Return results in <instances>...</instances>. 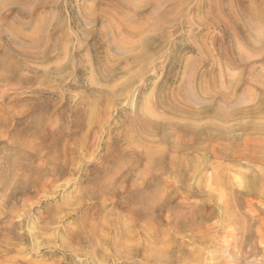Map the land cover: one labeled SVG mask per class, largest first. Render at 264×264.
<instances>
[{"label": "rangeland", "instance_id": "374dc122", "mask_svg": "<svg viewBox=\"0 0 264 264\" xmlns=\"http://www.w3.org/2000/svg\"><path fill=\"white\" fill-rule=\"evenodd\" d=\"M11 1L0 0L4 18L10 14L14 17L18 10ZM42 1L31 0L25 12L30 8L28 12L32 13ZM125 2L128 5H123V12L107 0H49L45 10L37 11L36 7L34 12H51L47 41L29 50L32 58L23 62L25 67L17 70L20 74L12 68L11 73L0 69L4 78H0V264H157L149 259L154 254L161 255L160 264H264V0ZM248 10L255 15L253 21L241 17ZM232 13L239 14V19ZM26 18L23 20L29 21ZM4 23L2 20L0 26L6 30ZM40 24L20 33L31 34ZM58 25L63 29L58 31L56 43L55 38H49ZM44 27L43 36L47 26ZM106 32V38L112 41L103 44L101 37L107 36ZM4 37L5 42L11 33L6 32ZM145 39L151 45L147 46ZM142 40L150 51L145 48L141 52ZM51 43L55 45L48 53ZM98 44H103V48ZM120 45L127 50L122 51ZM4 50L2 46L0 59ZM146 50L154 56H146ZM46 56L50 58L44 61ZM130 56L139 57L142 67ZM101 57L108 58L109 63ZM57 63L61 70L58 75L52 69L58 67ZM102 67L105 76L99 75ZM126 70H132L134 76L130 77ZM134 70L138 71L137 78ZM88 78L94 80L90 82ZM95 80L103 91L106 87L113 102L107 99L101 103L97 98L93 101L91 91L101 90ZM118 82L121 83L115 86ZM120 85H125L126 94L124 88L120 93ZM118 92L123 96L119 97ZM183 93L190 96L185 95L189 101L182 100ZM222 93L225 102L220 98ZM192 99L195 102L190 108L194 115L207 108L226 113L241 111L243 115L220 123L212 118V113L188 119L179 112L176 118L177 114L166 111L163 115L166 109L155 107L162 100H175L173 104L186 109ZM181 100L187 101L185 105ZM148 103L155 104V108L152 105L148 109ZM89 106H95L93 111H89ZM137 112L147 114V118H154L162 126L161 122L170 120L172 126L168 123L165 133L168 131L167 137L174 134L173 138L167 142L155 131L150 142L128 145L132 134L127 130ZM95 113L100 114L99 118ZM130 115H135L134 120ZM188 120L199 131L213 122L232 130L225 138L209 140L206 135L196 137L176 128H183L186 122L184 128H188ZM237 124L244 129H237ZM50 156L56 158L55 165L48 164ZM159 161L161 164L157 165ZM27 173L32 177L28 178ZM40 185L44 190L37 191ZM142 209L150 212H146L150 220H146ZM53 210L56 213L50 218ZM81 227H85L86 236L100 243L95 246L97 250L101 248L96 258L87 253L91 249L86 245H67V237ZM123 230L129 231L125 232L127 235Z\"/></svg>", "mask_w": 264, "mask_h": 264}, {"label": "bare ground", "instance_id": "6f19581e", "mask_svg": "<svg viewBox=\"0 0 264 264\" xmlns=\"http://www.w3.org/2000/svg\"><path fill=\"white\" fill-rule=\"evenodd\" d=\"M2 1V0H1ZM11 1V0H10ZM31 0H14V2H12V3H15V4H17L18 5V10H17V12L15 13V16L14 17H11V14L8 16V17H3L2 16V14H1V8H2V4H0V22L2 21V20H4L5 21V23L3 24V27H6V30L5 29H3L2 28V25L0 26V48L2 47V46H5V50L3 51V56H1V59H0V69H3V71L5 70V71H8V73H11V68L13 69V72H15V74L16 73H19L20 74V72H17V70L18 69H21L22 67H25L24 66V64H23V62L24 61H26L28 58H32V57H30V55L28 54L29 53V50L30 49H37L41 44H42V41L44 40V42H46L47 40H46V33H47V30H49V25L47 24L48 22L49 23H51V21H49V19H52L51 18V12L50 13H39V14H35L34 15V12H35V10H36V7L38 8L37 9V11L38 10H45L46 8H47V6H48V1L49 0H44V1H42L41 3H39V4H36V7H35V9H34V11L32 12V13H29L28 11L30 10V8L29 9H27L26 10V12H25V9H26V7L30 4L29 2H30ZM108 1V4L109 3H111V4H113V5H116V7H117V10H119V11H123L124 10V7H123V5L124 6H127V5H125V3L127 2L128 3V1H126L125 2V0H107ZM242 1V0H241ZM4 2V1H3ZM2 2V3H3ZM11 2H9V3H11ZM1 3V2H0ZM5 3V2H4ZM11 3V4H12ZM244 4V3H243ZM10 5V4H9ZM14 5V4H13ZM222 5V4H221ZM33 6V5H32ZM111 6V5H110ZM228 6V5H227ZM240 6V9H239V11L241 10V8L243 9V7H242V4H240L239 5ZM244 6H245V4H244ZM231 7V6H230ZM235 7V6H234ZM174 8V7H173ZM218 8V7H217ZM245 8V7H244ZM114 9V8H113ZM220 9H221V6H220ZM220 9H218L219 11H220ZM223 9V8H222ZM221 9V10H222ZM232 9V8H231ZM116 10V9H115ZM212 10V9H211ZM230 10V9H229ZM245 10V9H244ZM36 11V12H37ZM103 11V10H102ZM118 11V12H119ZM168 11V10H167ZM177 11V10H176ZM223 11V10H222ZM231 11V10H230ZM25 12V13H24ZM87 12V11H86ZM99 12V11H98ZM110 12V11H109ZM124 12V11H123ZM134 12H136V11H134ZM173 12V11H172ZM221 12V11H220ZM241 12H242V10H241ZM240 12V13H241ZM244 12V11H243ZM218 13V12H217ZM253 13V12H252ZM249 10L248 11H246L245 12V14H243V13H241L242 15H241V17H245V18H248L249 20L250 19H252V21H253V18H255V15H253ZM25 14V15H24ZM172 14V13H171ZM264 14V13H263ZM52 15H53V13H52ZM95 15V14H94ZM98 15V14H97ZM101 15V14H100ZM108 14H107V11H106V16H107ZM231 15H233V13L231 14ZM236 14H234L233 16H235ZM239 15V14H238ZM238 15H236V16H238ZM104 16V18H105V15H103ZM111 17V15H108V17ZM218 16L220 17L221 15H219L218 14ZM240 16V15H239ZM239 16L237 17V18H235V19H239ZM264 16V15H263ZM25 17H29L30 19H29V21L28 20H23V19H25ZM109 17V18H110ZM148 17V16H147ZM171 18H172V16H170ZM169 17V18H170ZM241 17H240V20H244V19H241ZM26 18V19H27ZM91 18V17H90ZM96 18V17H95ZM94 18V19H95ZM101 18V17H100ZM99 18V19H100ZM107 18V17H106ZM165 18H167V17H164V19ZM261 18H263L262 16H261ZM108 19V18H107ZM174 19V18H173ZM256 19H258V18H256ZM255 19V20H256ZM10 20V21H9ZM88 20H89V18H88ZM87 20V21H88ZM169 20V19H168ZM175 20V19H174ZM177 20V19H176ZM225 20H227V19H225ZM246 20V19H245ZM248 20V21H249ZM166 21H167V19H166ZM171 20H169V22H170ZM262 21V20H261ZM41 23L40 25H42V26H40V27H34L35 29H33V31L31 32V34H21L20 33V30L22 31H24V30H26L27 31V29H29V27H31V25L33 24V23ZM103 21H101V23H102ZM175 22V21H174ZM226 22V21H225ZM224 22V23H225ZM229 22V21H228ZM247 22V20L245 21V23ZM34 23V24H35ZM86 23V22H85ZM87 23H90L89 21L87 22ZM86 23V24H87ZM100 23V22H99ZM33 24V25H34ZM96 24V23H95ZM237 24V23H236ZM261 24V23H260ZM262 24H264V23H262ZM32 25V26H33ZM37 25V24H36ZM47 26L46 27V30H45V32H44V36H43V31H44V26ZM62 25V24H61ZM89 25V24H88ZM161 25H162V23H161ZM84 26V25H83ZM96 26V25H95ZM148 26V25H147ZM245 26V25H244ZM63 26H60V25H58V26H56V27H54V35H53V37H52V35H51V37L49 38V40L51 39L52 40V38L54 39L55 38V40L57 41L56 43H58V31L59 30H62L63 28H62ZM79 28V27H78ZM81 28H82V25H81ZM84 28H85V26H84ZM142 30L144 29V27L143 28H141ZM264 29V28H263ZM263 29H262V31H263ZM102 30V29H101ZM101 30H100V32H101ZM79 31V30H78ZM85 31V30H84ZM149 31V30H148ZM6 32H9V33H11V37H9L8 39H6V41L4 42V39H5V37H4V34L6 33ZM49 32V31H48ZM102 32H103V30H102ZM109 32V31H108ZM108 32H106V35L107 36H105L103 33V36L101 37V38H104V39H102L103 40V44H104V42H105V44L106 43H108V42H106V41H110V43H111V41L112 40H108V38H106V37H109V33ZM138 32H141V31H138ZM160 32H162V31H160ZM23 33H25V31L23 32ZM99 33V32H98ZM104 33H105V30H104ZM126 34H128L127 32H125ZM124 33V34H125ZM135 33V32H134ZM133 33V34H134ZM71 34V33H70ZM70 34H69V36H70ZM92 34H93V31H92ZM101 34V35H102ZM112 34V33H111ZM113 34H115V33H113ZM112 34V36L114 37H116L117 35L115 34V35H113ZM135 34H138V33H135ZM134 34V35H135ZM100 35V36H101ZM129 35V34H128ZM145 35V34H144ZM236 35V34H235ZM79 36V35H78ZM87 36V35H86ZM96 36V35H95ZM136 36V35H135ZM134 36V37H135ZM263 35H261V36H259V38L260 37H262ZM73 37V36H72ZM93 37H94V35H93ZM99 37V36H98ZM133 37V36H132ZM154 37V36H153ZM75 38V37H74ZM83 38V37H82ZM87 37H85V39H86ZM96 38H97V36H96ZM119 37H117V39H118ZM146 38H148V39H150L149 38V36L148 37H146ZM152 38V37H151ZM159 38V37H158ZM72 39V38H71ZM98 39V38H97ZM100 39V38H99ZM120 39V38H119ZM127 40L126 41H128V37L126 38ZM131 39V38H130ZM147 39V40H148ZM160 40H162L161 39V36H160V38H159ZM158 39V41H160ZM163 39H165V37H163ZM262 39V38H261ZM260 39V40H261ZM132 40V39H131ZM135 40V39H134ZM146 40V39H145ZM146 40V41H147ZM156 40V39H155ZM154 40V41H155ZM96 41V40H95ZM99 41V40H98ZM121 41H122V39H121ZM120 41V43H123V42H125L124 40H123V42H121ZM136 41V40H135ZM135 41H132V42H135ZM149 42H150V40H148ZM148 41H147V43H148ZM83 42V41H82ZM101 42V41H100ZM116 43H118L119 41H115ZM131 42V43H132ZM139 41L137 40V43H138ZM142 42H143V40H142ZM156 42V41H155ZM164 42L166 43V41L164 40ZM81 43V40L79 41V44ZM84 43V42H83ZM119 43V44H120ZM128 43V42H127ZM126 43V44H127ZM131 43L129 44L128 43V45H131ZM165 43H164V47H165ZM86 44V43H85ZM88 44V43H87ZM86 44V45H87ZM103 44L102 45H99L98 44V47H100L101 46V49L103 48L102 46H103ZM135 44H136V42H135ZM143 44H144V42H143ZM143 44H142V50H141V52L143 51L144 52V50H145V48H146V46H145V44H144V46H143ZM150 43H148L147 44V46L149 45ZM157 44V43H156ZM155 44V45H156ZM16 45H19V48H16ZM44 45V44H43ZM54 45L55 44H50L49 45V48H48V53H49V51H51L52 50V48L54 47ZM91 45V44H90ZM94 45V44H93ZM96 46H97V44H95ZM111 45V44H110ZM125 45V44H124ZM151 45V44H150ZM161 45V46H162ZM105 46V45H104ZM112 46H114L113 45V43H112ZM116 46V49L118 48L117 47V45H115ZM158 47L157 48H159V46H160V44L159 45H157ZM221 46V45H220ZM66 47V46H65ZM81 46L79 45V48H80ZM92 47V46H91ZM95 47V46H94ZM119 47H122L121 45L119 46ZM125 47V48H124ZM124 47H122L121 48V50L122 49H125V50H127V48H126V46H124ZM128 47V49H129V46H127ZM131 47V46H130ZM155 47V46H154ZM82 48V47H81ZM88 48V47H87ZM133 48V47H132ZM140 48H141V46H140ZM65 49V48H64ZM83 49V48H82ZM92 49H94V48H92ZM96 49H97V47H96ZM100 49V48H99ZM109 49V48H108ZM144 49V50H143ZM147 49V48H146ZM160 49V48H159ZM164 49V48H163ZM113 50V49H112ZM118 50V49H117ZM148 51H150L151 49H150V47H149V49H147ZM147 50L145 51V52H147ZM152 50H154V48L152 49ZM155 50H156V47H155ZM154 50V51H155ZM93 51V50H92ZM97 51V50H96ZM104 51V50H103ZM108 51V50H107ZM116 51V50H115ZM114 51V52H115ZM123 51V50H122ZM129 51H130V49H129ZM93 52H95V51H93ZM99 52V51H98ZM97 52V53H98ZM119 52V51H118ZM132 52H134V51H132ZM131 52V53H132ZM137 52V51H136ZM142 52V53H143ZM160 51H158V53H159ZM101 53V52H100ZM105 53V52H104ZM109 53V52H108ZM122 53V52H121ZM138 53V52H137ZM153 53V52H152ZM157 53V54H158ZM221 53V52H220ZM113 54V53H112ZM120 54V53H119ZM118 53H117V56L119 55ZM148 55L149 54V57L151 56V57H153L154 56V53L152 54V55H150L151 53H145V55ZM157 54H155V55H157ZM96 55V54H95ZM99 55V54H98ZM97 55V56H98ZM116 55V52H115V54L113 55V56H115ZM135 55V54H134ZM139 55H140V53H139ZM146 55V56H147ZM101 56V55H100ZM109 56H110V53H109ZM116 56V57H117ZM142 56L144 57V54H142ZM95 57V56H94ZM104 57V56H103ZM103 57H101V59H103ZM131 57V59H132V56H130ZM136 57H137V55H136ZM140 58H141V55L139 56ZM138 57V58H139ZM49 58H50V56H46L45 58H44V61H46V60H49ZM114 58V57H113ZM138 58H136V59H132L133 61H137L138 62ZM139 58V59H140ZM180 57L178 56V59H179ZM95 59V58H94ZM105 59H107V62L109 61V59L108 58H105ZM105 59H103V60H105ZM110 59H112L111 57H110ZM128 59V58H127ZM143 59V58H142ZM150 59H152V58H150ZM178 59H176L177 61H178ZM98 60H100L99 58H98ZM114 60V59H113ZM131 60V61H132ZM141 60V59H140ZM180 60V59H179ZM96 62V61H95ZM106 62V63H107ZM140 62V63H139ZM138 63H139V65L141 64V61H139ZM146 62V61H145ZM150 62V61H149ZM179 62V61H178ZM177 62V63H178ZM100 63V62H99ZM109 63V62H108ZM132 63V62H131ZM142 63H144L143 61H142ZM98 64V61H97V63H96V65ZM134 64H135V62H134ZM134 64H133V67H135L136 68V66H138V64L137 65H135L134 66ZM147 64H150V63H147ZM147 64H144V65H147ZM243 64V63H242ZM54 65H56V64H54ZM57 65H58V63H57ZM60 65V64H59ZM59 65H58V67L56 68L55 66V68L56 69H54V68H52L54 71V74H56V75H58L60 72H61V70L60 69H58L59 68ZM101 65H103V64H101ZM110 65H111V63H110ZM14 66V67H13ZM99 66V65H98ZM104 66V65H103ZM108 67H109V65H107ZM101 67V66H100ZM111 67V66H110ZM127 67V66H126ZM132 67V64H131V68H133ZM140 67H142L141 65H140ZM145 66H143V68H144ZM61 68H62V66H61ZM97 68V67H96ZM107 67L105 66L104 67V69H106ZM119 68V67H118ZM117 68V69H118ZM65 69V68H64ZM99 69V68H98ZM101 69V73L99 74V72L100 71H98V74L99 75H104L103 74V72H102V69H103V67L102 68H100ZM122 69H124L125 70V68H122ZM130 69V68H129ZM134 69V68H133ZM142 69V68H141ZM11 70V71H10ZM95 71H96V69H94ZM106 70H108V69H106ZM113 71H114V69H112ZM143 70V69H142ZM142 70H141V72H142ZM144 70H145V68H144ZM2 71V72H3ZM127 71V70H126ZM125 71V72H126ZM130 71V73L128 74L129 76H130V74H131V71L132 70H129ZM129 71H127V72H129ZM28 72V71H27ZM94 71H92V73H93ZM145 72V71H144ZM30 73V72H29ZM91 73V74H92ZM109 73H110V70H109ZM115 73H116V71H115ZM117 73H118V71H117ZM116 73V74H117ZM134 74H135V77H136V73H138V71L137 72H135V70H134V72H133ZM5 74H7V73H5ZM44 74V73H43ZM105 74H107V72L105 73ZM120 74V73H119ZM12 75V74H11ZM112 75V74H111ZM110 74H109V76H111ZM124 75H125V73H124ZM188 75V74H187ZM47 76V75H46ZM50 76V75H49ZM96 76H98L97 75V73H96ZM101 76V77H102ZM105 76V75H104ZM107 76V75H106ZM115 76V75H114ZM121 76H122V73H121ZM132 76H134V75H132L131 74V76L130 77H132ZM139 76H141V75H139ZM3 77V75H2V73L0 72V78L1 79H4V78H2ZM13 77V76H12ZM20 77H22V76H20ZM19 77V78H20ZM91 77V79H92V75L90 76ZM100 77V78H101ZM108 77V76H107ZM112 77H113V75H112ZM116 77V76H115ZM114 77V78H115ZM120 77V76H119ZM48 78V77H47ZM106 79V80H108V78H105V77H102V79ZM129 78V77H128ZM128 78H127V81H128ZM137 78V77H136ZM135 78V80H137ZM56 79V78H55ZM63 79V78H62ZM61 79V80H62ZM91 79H89L88 78V81L89 80H91ZM96 79V78H95ZM99 78H97V80H98ZM113 79V78H112ZM133 79H134V77H133ZM93 80H94V78H93ZM93 80H91L90 82H92ZM115 80V79H114ZM113 80V81H114ZM131 80V79H130ZM56 81V80H55ZM96 81V80H95ZM94 81V82H95ZM100 80H98V82H99ZM104 81V80H103ZM112 81V80H111ZM115 81H118V79H116ZM126 81V80H125ZM125 81L124 82H122V83H124L125 84ZM126 81V82H127ZM132 82H133V80H131ZM5 82V81H4ZM94 82H93V84H94ZM23 83V82H22ZM107 83V82H106ZM119 83H121V82H118V83H116L115 84V86L117 85V84H119ZM134 83V82H133ZM21 84V83H20ZM76 84V83H75ZM96 86H98L97 85V81H96ZM101 84V83H100ZM100 84H99V86H98V88L100 87ZM103 84H104V82H103ZM102 84V85H103ZM113 84V83H112ZM127 84V83H126ZM125 84V85H126ZM80 85V84H79ZM87 85H88V83H87ZM101 85V86H102ZM125 85H124V89H125ZM129 85V84H128ZM131 85H133V84H131ZM235 85V84H234ZM82 86V85H81ZM84 86H85V84H84ZM91 86H92V84H91ZM95 86V85H94ZM104 86H107V85H104ZM112 86V85H111ZM236 86V85H235ZM78 87H80V86H76V88L78 89ZM88 87H90L89 85H88ZM108 87V86H107ZM127 87V86H126ZM130 86H128V88H129ZM101 88V87H100ZM106 88V87H105ZM104 88V91H103V89L101 88V90H98V91H95V89L97 90V88H95L94 89V91H91V93L89 94V96H91V97H93V101H94V99L95 98H97L98 100H99V102H101V103H104V100H106V102L109 100V95L108 94H106V89ZM110 88V87H109ZM116 88V87H115ZM122 88V86L120 85V91H121V89H123ZM183 88V87H182ZM80 89V88H79ZM111 89V88H110ZM114 89V85H113V87H112V90ZM124 89H123V92L121 91L120 93H123V94H126L127 93V88L125 89L126 91H124ZM231 89H232V87H231ZM235 89V88H234ZM89 90H91V87H90V89ZM108 90V89H107ZM116 90V89H115ZM183 90H184V88H183ZM182 89H181V92L183 91ZM236 90V89H235ZM81 91V90H80ZM118 91H119V89H118ZM234 90L232 89V93H234L233 92ZM110 92V91H109ZM108 92V93H109ZM126 92V93H125ZM178 92H179V90H178ZM177 92V95L180 93H178ZM184 92V91H183ZM87 93V92H86ZM112 93V92H111ZM116 94V93H115ZM115 94H113V95H115ZM184 94V93H183ZM86 95V94H85ZM84 95V96H85ZM180 95V97H181V94H179ZM186 94H184L183 96H185ZM222 95H224L223 93L221 94V96ZM227 95V94H226ZM83 96V97H84ZM95 96V97H94ZM118 96L120 97L121 95L119 94V92H118ZM123 96V95H122ZM121 96V97H122ZM183 96H182V100H187V101H189V98H187V97H190L188 94L185 96V98H183ZM87 97V96H86ZM111 97H112V95H111ZM115 97V96H114ZM175 97V96H174ZM223 101L225 100V95L223 96V97H220ZM82 99H84V98H82ZM86 99V98H85ZM84 99V100H85ZM91 99V98H90ZM108 99V100H107ZM119 99V98H118ZM162 99V98H161ZM171 99V98H170ZM172 99H174V98H172ZM176 99H178V98H176ZM191 99V98H190ZM98 100L97 101H95V103L96 104H98ZM110 100H111V98H110ZM109 100V101H110ZM115 100H116V97H115ZM163 100H165V99H163ZM160 101V102H157L156 103V105L157 106H155L156 107V109H159V108H163V109H166V110H163V113H161V114H163V115H165V114H167V113H165L164 114V112H166V111H168L169 113H170V115H175V114H177V113H179L180 112V114H181V116L183 115V118H185L184 116H186V117H188V119H190L191 117H193V116H195V119L196 118H198V116H202V115H206V114H209V113H212L213 114V117L212 118H214L216 121H218V122H220V123H227L228 121H230L231 119H235V118H240L242 115H243V112H241V111H237V112H234V113H226V111L223 113L222 112V110L220 111L219 109H209V108H207V109H205L201 114H199V115H194V110H192V108H190L192 105L194 106V104H192V102L194 103L195 101H193V99H192V101H190V102H188L187 104H186V106H187V108L186 109H180V108H178V107H181L178 103H177V105H176V103L175 104H173L174 102H175V100L174 101ZM181 100V102H183V104L184 103H186V102H184V101H182ZM222 100H221V102H222ZM91 104H92V102H91V100H88ZM112 102H113V99L111 100ZM158 101V100H157ZM87 102V101H86ZM225 102V101H224ZM223 102V103H224ZM94 103V102H93ZM111 103V102H110ZM149 103H150V101H149ZM149 103L147 104L148 105V109L153 105H150L149 106ZM232 103V102H231ZM32 104V103H31ZM80 104V103H79ZM81 104H82V102H81ZM87 104H88V102H87ZM107 104V103H106ZM227 106H228V102L226 101V103H225ZM261 104H263V103H261ZM95 105V104H94ZM100 105V104H99ZM98 105V106H99ZM146 105V106H147ZM155 105V104H154ZM154 105H153V107H154ZM185 105V104H184ZM224 105V104H223ZM97 106V105H96ZM109 106V105H108ZM229 106H231V105H229ZM154 107V108H155ZM183 107V106H182ZM223 107H225V105L223 106ZM261 107V106H260ZM31 108V107H30ZM33 108V107H32ZM87 108V107H86ZM92 108V106L90 107L89 106V111L91 110V111H93V109L95 108V106L93 107V109H91ZM100 108V107H99ZM146 108V109H147ZM184 108V107H183ZM262 108V107H261ZM141 110H142V108H140ZM26 110V109H25ZM30 110V109H29ZM141 110H140V112H141ZM143 110H144V108H143ZM150 110H152V109H150ZM161 110V109H160ZM159 110V111H160ZM98 111H99V109H98ZM135 111H137V110H135ZM135 111H133V112H135ZM23 112H24V110H23ZM96 112H97V110H96ZM138 113L137 112V117H136V119H135V121L133 122H131V124H129L130 126H129V128H128V130L127 131H129V132H131V136H129V135H127V133H129V132H123L124 134H126V137L127 136H129L130 137V139H127L126 137V139L128 140L127 142H129L128 143V145L129 144H131L132 143V145H134V143H142V144H144L143 142H145V143H148V141L150 142V137L152 136V134H154L155 133V131H159L158 133L159 134H162V136H163V139H167L166 141L168 142V138L170 137H167L168 136V131H167V133H165V131L166 130H168V123H170L169 124V126L171 125L172 126V124H171V122H168V121H170V120H168L169 118H170V116H169V118L167 119L168 121H167V123L165 124L164 122H165V120H164V122H161L162 121V119H161V123L163 124V126L162 125H159V124H157V122H154L153 121V119L151 120V118L152 117H150L149 116V118H147L146 116H147V114H149L150 112L149 111H147L146 110V112H148L147 114H146V116H144V115H142L141 113ZM145 112V111H144ZM145 112V113H146ZM94 113V112H93ZM196 113V112H195ZM89 114V113H88ZM91 114V113H90ZM90 114H89V116H90ZM96 114V116L98 117V115H100L99 113L97 114V113H95ZM132 114H134V113H132ZM156 114V116H157V112L155 113ZM76 115V114H75ZM154 115V114H153ZM88 116V115H87ZM86 116V117H87ZM93 116H94V114H93ZM131 116V115H130ZM133 116H135V115H132L131 116V118H133V120H134V117ZM156 116H155V118H156ZM159 116V115H158ZM176 116V115H175ZM91 117V116H90ZM178 117V114H177V116H176V118ZM60 118H61V116H60ZM99 118V117H98ZM159 120H160V118L159 117H157ZM194 118V117H193ZM87 119V118H86ZM90 119V118H89ZM158 119H155L156 121H158ZM171 119V121H173L172 119L173 118H170ZM180 119V118H179ZM182 119V118H181ZM199 119V118H198ZM81 120V119H80ZM91 120L93 121V123H94V117H93V119H92V117H91ZM193 120V119H192ZM192 120H188V121H190L189 123V125L190 126H188V128L186 127V128H184V125H186V123L185 124H183V123H181V125L183 126V128L182 127H180V126H178V125H176V128H178V129H180L183 133H188V134H192V135H194V136H196V137H198V136H207V139H209V140H215V138L217 137V136H219V137H223V138H225L226 136H227V134L232 130V129H230V128H225V127H221V125L220 124H217L218 122H213V124L212 125H210V126H207L206 127V129L205 130H201L200 129V131L199 130H197V129H195L196 127H195V124H193L192 123V127H191V121ZM91 121V122H92ZM95 121H97V120H95ZM124 121V120H123ZM131 121V120H130ZM129 121V122H130ZM187 121V120H186ZM87 122V121H86ZM207 122V121H206ZM43 123V122H42ZM83 123H84V121H83ZM92 123V124H93ZM96 123V122H95ZM94 123V124H95ZM209 123V122H208ZM80 125V124H79ZM125 125V124H124ZM204 125V124H203ZM59 126V125H58ZM178 126V127H177ZM124 126L122 125V128H123ZM190 127V128H189ZM1 128V127H0ZM170 128V127H169ZM199 128V127H198ZM236 128L237 129H241V128H243L244 129V126L242 125V124H237L236 125ZM173 129V128H172ZM171 129V130H172ZM1 130V129H0ZM123 131H125L124 129H122ZM174 130V129H173ZM179 130V131H180ZM178 131V132H179ZM2 132H3V130L1 131V133H0V135L2 134ZM41 132V131H40ZM122 132V131H121ZM162 132H164V133H162ZM123 133H122V135H123ZM170 133H171V131H170ZM173 133H175V131L173 132ZM173 133H171V134H173ZM182 133V134H183ZM55 134V133H54ZM185 134H184V136H185ZM39 135V134H38ZM37 135V136H38ZM122 135H121V137H122ZM135 135V136H134ZM170 135V134H169ZM174 135V134H173ZM173 135H171V139L173 138L172 136ZM39 136H41V133H40V135ZM187 136V135H186ZM65 137V136H64ZM195 137V139H197ZM66 138V137H65ZM200 138V137H199ZM202 138H205V137H202ZM39 139V138H38ZM155 139V138H154ZM154 139H151L152 141L154 140ZM201 139V138H200ZM206 139V138H205ZM164 140V141H165ZM198 140V139H197ZM202 140V139H201ZM171 141V140H170ZM190 141L191 142H193V137H192V140L190 139ZM200 141V140H199ZM207 141V140H206ZM189 142V141H188ZM191 142L189 143V144H191ZM56 143V145L59 143V141L57 142H55ZM166 143V142H165ZM54 144V143H53ZM31 146V145H30ZM43 147V146H42ZM55 147H57V146H55ZM53 149H55V148H53ZM157 150V149H156ZM155 150V151H156ZM52 151L53 150H51V153H52ZM55 154V153H54ZM53 155V154H52ZM55 156V155H54ZM57 156V155H56ZM161 158V157H160ZM56 158L55 157H52V156H50L49 157V159H48V164H50V166H51V164L52 165H55L56 164ZM158 161V160H157ZM156 161V162H157ZM160 161H161V159H160ZM160 161H159V164H157V165H160L161 163H160ZM155 162V163H156ZM58 163V162H57ZM154 163V162H153ZM153 163H152V166H153ZM60 166V165H59ZM122 166V165H121ZM125 166H126V164H125ZM152 166H151V169H152ZM56 168H57V165H56ZM60 168H62L61 166H60ZM127 168H128V166H127ZM163 168V167H162ZM54 170L53 171H56L55 170V168H53ZM160 169H161V166H160ZM31 170H33V169H31ZM31 170L29 171L30 173H31ZM51 170H52V168H51ZM128 170V169H127ZM34 171H37V170H35L34 169ZM33 171V172H34ZM59 171H61V170H59ZM169 171V170H168ZM174 170H172V172H173ZM175 171H177V170H175ZM28 172V173H29ZM58 172V171H57ZM62 172V174H63V170L61 171ZM70 172V171H69ZM25 173H26V171H25ZM27 173V176H28V178L30 177H32V176H29V174ZM56 173V172H55ZM65 173V172H64ZM176 173V172H175ZM175 173H173V174H175ZM39 174V173H38ZM35 175H36V173H35ZM54 175V174H53ZM59 174H57V176H58ZM25 176V175H24ZM56 176V177H57ZM60 176H61V174H60ZM133 176V175H132ZM177 176H179V175H177ZM55 177V176H54ZM24 178H26V176L24 177ZM27 178V179H28ZM27 179H25V180H27ZM21 180H24V179H22L21 178ZM106 180V179H105ZM18 182V181H17ZM19 182H20V180H19ZM26 182V184H28V182L27 181H25ZM24 182V183H25ZM40 182V181H39ZM94 182V181H93ZM92 182V183H93ZM104 182H106V181H104ZM104 182L102 183V184H104ZM21 183H23V182H21ZM31 182L29 181V184H30ZM42 183V182H41ZM98 183V182H97ZM96 183V184H97ZM26 184H25V187H26ZM28 184V185H29ZM36 184H37V186L39 185L38 184V182H36ZM114 184V183H113ZM117 184V183H116ZM19 185V184H18ZM92 185L93 184H91L90 186L92 187ZM94 185H95V183H94ZM99 185V184H98ZM22 186V185H21ZM31 186V185H30ZM89 186V185H88ZM96 186V185H95ZM94 186V187H95ZM104 186H107L106 185V183L104 184ZM29 187V186H28ZM27 187V188H28ZM44 187H45V185H44ZM26 188V189H27ZM31 188V187H30ZM39 188H40V190H41V188H42V185H40L39 187H38V189H37V191L39 190ZM89 187H87V189H88ZM12 189V188H11ZM43 189V188H42ZM81 189V188H80ZM79 189V190H80ZM101 189V188H100ZM108 189V188H107ZM106 189V190H107ZM177 189V188H176ZM34 190V189H33ZM39 190V191H40ZM44 190V189H43ZM42 190V191H43ZM102 190V189H101ZM24 191V190H23ZM12 192H13V190H12ZM16 192V191H15ZM25 192V191H24ZM81 192V191H80ZM88 192V191H87ZM13 194V193H12ZM28 194V193H27ZM24 195V194H23ZM82 195V194H81ZM102 195V194H101ZM12 196V195H11ZM14 196V195H13ZM25 196H26V194H25ZM111 196V195H110ZM15 197H16V195H15ZM94 197V196H93ZM96 198V197H95ZM145 200V199H144ZM143 200V202L145 203V201ZM142 201V200H141ZM139 202V201H138ZM65 205V204H64ZM130 208V207H129ZM129 208H127V210L129 209ZM130 210V209H129ZM128 210V211H129ZM100 211V210H99ZM141 211H143L144 212V209H142ZM53 212H55L54 210L52 211V213H50V218H52V215L54 214ZM147 212V211H146ZM144 212L145 214H143V215H145V218H146V216H147V213L149 212ZM56 213V212H55ZM140 213V212H139ZM149 214H150V212H149ZM142 215V216H143ZM120 216H122V215H120ZM139 216H140V214H139ZM144 217V216H143ZM119 218V217H118ZM141 218V217H140ZM121 219H125L124 217L122 218L121 217ZM147 219H149L148 217L146 218V220ZM48 220V219H47ZM150 220V219H149ZM127 221V220H126ZM94 222V221H93ZM116 222V221H115ZM121 222V221H120ZM122 224V223H121ZM124 224V223H123ZM117 226V225H116ZM124 227L126 228V226H123V229H124ZM128 227H129V225H128ZM79 228V227H78ZM116 228H118V227H116ZM88 229V228H87ZM125 230V229H124ZM124 230H123V232H124ZM86 231V229H85V227H81L75 234H71L70 236H68L67 237V239H66V241H67V245H69V244H72L73 243V245L74 244H76L77 246H79L80 245V247L83 245H86L87 246V248L89 247L91 250V252H87V253H90V255L94 258H96V256L97 255H100L99 253H101V252H99V250L101 249L100 247V249H98L97 250V248L95 247L96 245H99L100 246V243L98 242V241H95L94 239H92V237H89V236H86L85 234H84V232ZM73 232V231H72ZM92 232H94V231H92ZM115 232V231H114ZM122 232V231H121ZM125 232H129V231H125ZM124 232V233H125ZM119 233H120V231H119ZM70 234V233H69ZM126 235H127V233H125ZM85 235V236H84ZM89 235H91V233H89ZM116 235V234H115ZM115 237V236H114ZM115 239V238H114ZM126 239V238H125ZM128 240V239H127ZM112 241V240H111ZM156 241V240H155ZM161 241V240H160ZM159 241V242H160ZM116 242V241H115ZM99 243V244H98ZM64 244V243H63ZM66 244V243H65ZM160 245H161V243H159ZM158 245V244H157ZM72 246V245H71ZM82 246V247H83ZM156 246V245H155ZM118 247V246H117ZM116 247V248H117ZM159 247V246H158ZM113 248V247H112ZM159 249H160V247H159ZM87 250V249H86ZM89 250V249H88ZM79 251H77V253H78ZM159 252V251H158ZM105 253H103V255H104ZM103 255H102V258H103ZM106 256V254L104 255V257ZM151 257H149V259L151 260V261H153L154 263H157V264H160L161 262H162V258H161V255L160 256H157V255H150ZM90 257V256H89ZM91 258V257H90ZM106 259V258H105ZM148 260V259H147ZM150 260H149V262H150ZM93 261V260H92ZM145 263V262H144ZM143 264V263H142ZM148 264V263H147Z\"/></svg>", "mask_w": 264, "mask_h": 264}]
</instances>
